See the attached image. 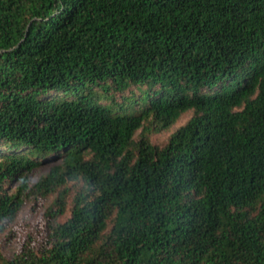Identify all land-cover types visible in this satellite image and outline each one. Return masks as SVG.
<instances>
[{
    "label": "trees",
    "instance_id": "trees-1",
    "mask_svg": "<svg viewBox=\"0 0 264 264\" xmlns=\"http://www.w3.org/2000/svg\"><path fill=\"white\" fill-rule=\"evenodd\" d=\"M52 195L0 264H264V0H0V234Z\"/></svg>",
    "mask_w": 264,
    "mask_h": 264
},
{
    "label": "rangeland",
    "instance_id": "rangeland-1",
    "mask_svg": "<svg viewBox=\"0 0 264 264\" xmlns=\"http://www.w3.org/2000/svg\"><path fill=\"white\" fill-rule=\"evenodd\" d=\"M193 111L185 112L180 119L173 124L168 130H164L152 135L153 143L163 145L167 142L169 136L179 126L186 123L192 116ZM140 131H138L137 136ZM42 165L34 173L32 183H35L41 174L48 172L51 165L57 163L58 159H44ZM17 182L12 183V187L17 186ZM70 187L72 182L69 183ZM56 195H52L45 199L43 202L36 203L32 198L30 202L18 213L16 219L10 223L7 228L0 234V240L3 242L4 250L6 253H12L17 249L19 242L22 241L27 235L34 234L38 229H41V219L47 208L51 205Z\"/></svg>",
    "mask_w": 264,
    "mask_h": 264
}]
</instances>
